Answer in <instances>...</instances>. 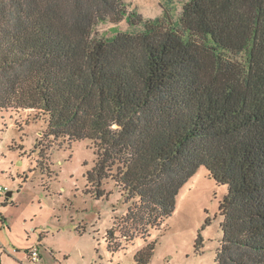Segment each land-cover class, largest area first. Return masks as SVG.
I'll return each instance as SVG.
<instances>
[{"label": "trees", "instance_id": "trees-1", "mask_svg": "<svg viewBox=\"0 0 264 264\" xmlns=\"http://www.w3.org/2000/svg\"><path fill=\"white\" fill-rule=\"evenodd\" d=\"M160 1L144 19L124 0H0V111L34 112L44 137L90 140L87 179L114 182L135 236L204 166L226 187L214 264H264V0H184L175 22L182 0ZM124 17L131 31L94 33Z\"/></svg>", "mask_w": 264, "mask_h": 264}, {"label": "rangeland", "instance_id": "rangeland-1", "mask_svg": "<svg viewBox=\"0 0 264 264\" xmlns=\"http://www.w3.org/2000/svg\"><path fill=\"white\" fill-rule=\"evenodd\" d=\"M124 1L144 19L162 15L160 0ZM183 1L170 6L173 22ZM132 28L124 17L98 23L94 33L112 37ZM34 117L30 110L0 111V185L7 188L0 193V264H139L136 253L147 244L153 245L147 264H214L226 187L204 166L180 187L171 215L135 236L114 182L103 179L97 187L87 179L95 161L90 140L44 137ZM31 248L39 261L27 258Z\"/></svg>", "mask_w": 264, "mask_h": 264}, {"label": "built area", "instance_id": "built-area-1", "mask_svg": "<svg viewBox=\"0 0 264 264\" xmlns=\"http://www.w3.org/2000/svg\"><path fill=\"white\" fill-rule=\"evenodd\" d=\"M5 190H7V188L0 185V193H3ZM28 258L32 262L39 261V253H38V250L36 248H31L28 251Z\"/></svg>", "mask_w": 264, "mask_h": 264}, {"label": "water", "instance_id": "water-1", "mask_svg": "<svg viewBox=\"0 0 264 264\" xmlns=\"http://www.w3.org/2000/svg\"><path fill=\"white\" fill-rule=\"evenodd\" d=\"M11 195V192L10 191H7L6 192V196H10Z\"/></svg>", "mask_w": 264, "mask_h": 264}, {"label": "crops", "instance_id": "crops-1", "mask_svg": "<svg viewBox=\"0 0 264 264\" xmlns=\"http://www.w3.org/2000/svg\"><path fill=\"white\" fill-rule=\"evenodd\" d=\"M11 192V191H10ZM26 256H27V258H28V251L26 252ZM29 259V258H28Z\"/></svg>", "mask_w": 264, "mask_h": 264}]
</instances>
